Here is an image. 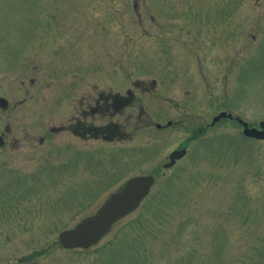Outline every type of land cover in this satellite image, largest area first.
<instances>
[{"label":"rangeland","instance_id":"1","mask_svg":"<svg viewBox=\"0 0 264 264\" xmlns=\"http://www.w3.org/2000/svg\"><path fill=\"white\" fill-rule=\"evenodd\" d=\"M0 98V264H264V140L209 127L264 121V0H0ZM138 175L134 212L60 248Z\"/></svg>","mask_w":264,"mask_h":264},{"label":"water","instance_id":"2","mask_svg":"<svg viewBox=\"0 0 264 264\" xmlns=\"http://www.w3.org/2000/svg\"><path fill=\"white\" fill-rule=\"evenodd\" d=\"M0 106L5 107L6 101L0 99ZM229 118L224 112L212 119V124L220 118ZM243 127V135L254 139H264V122L259 123L260 130L248 128L245 123L238 120ZM2 144L0 138V145ZM185 150L173 151L169 155V162L164 168L171 167L175 160L181 158ZM153 184L151 176H137L128 179L116 192L110 194L98 209L90 216L81 219L69 230L61 231L58 235L59 243L64 249H87L96 244L119 219L131 213L147 196Z\"/></svg>","mask_w":264,"mask_h":264},{"label":"trees","instance_id":"3","mask_svg":"<svg viewBox=\"0 0 264 264\" xmlns=\"http://www.w3.org/2000/svg\"><path fill=\"white\" fill-rule=\"evenodd\" d=\"M7 214V213H6ZM10 214V213H9ZM9 214H7V215H9Z\"/></svg>","mask_w":264,"mask_h":264}]
</instances>
